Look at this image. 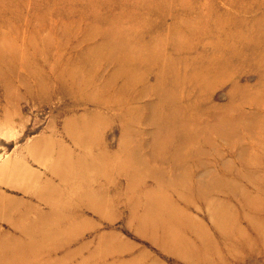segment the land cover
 <instances>
[{
    "label": "rangeland",
    "instance_id": "rangeland-1",
    "mask_svg": "<svg viewBox=\"0 0 264 264\" xmlns=\"http://www.w3.org/2000/svg\"><path fill=\"white\" fill-rule=\"evenodd\" d=\"M263 35L264 0H0V208L17 216L16 225L0 220V249L9 247L7 238L22 242L20 230L31 224L21 214L31 222L38 212L53 215L54 208L36 197L41 191L54 203L68 202L58 208L68 219L53 241L64 243L50 257L18 264H192L182 254L202 246L189 230L197 221L221 247L253 239L242 251L224 248L219 258L227 264H264V230L254 232L252 225L264 226V63L236 75L249 51L240 58L231 53L257 45ZM124 59H131L132 70L126 65L119 72ZM160 79L173 87L178 123L191 141L175 164L172 151L150 163L164 179L154 181L116 170L112 160L119 147L124 163L131 146L149 155L154 127L132 120L143 103L156 102L153 86ZM123 84L127 90L119 96ZM138 90L144 97L129 104ZM229 101L228 111L217 110ZM221 123L224 129L234 123L228 139L210 132ZM89 125L84 147L78 145L75 134ZM58 164L71 181L93 177L92 183L74 180L81 191L69 192L52 172ZM208 175L224 185L213 199L228 205L241 240H221L194 197L196 182ZM50 185L53 190H45ZM206 263L212 264H198Z\"/></svg>",
    "mask_w": 264,
    "mask_h": 264
},
{
    "label": "bare ground",
    "instance_id": "bare-ground-1",
    "mask_svg": "<svg viewBox=\"0 0 264 264\" xmlns=\"http://www.w3.org/2000/svg\"><path fill=\"white\" fill-rule=\"evenodd\" d=\"M252 28H253V26H252ZM245 46H246V49H241V50L231 49V53L237 55L238 58H240L244 55V50L249 51V55L248 56L246 55V57H245L246 59H242V65L235 67L234 73L236 75L239 71L254 68V67H257L258 65L264 63V35L259 39V42L257 45L247 43ZM255 49H258L257 54H255V52H254ZM111 57L112 56H109L108 60H111ZM119 62H120V67L118 68L119 72L121 70H123L122 67L125 68L126 65H128V68L130 70H132L131 59H124V60H120ZM228 70H229L228 66L225 65V71H228ZM263 75H264V73H263ZM217 76H219V75H217ZM229 78L233 81L234 84L236 83V80L234 79V77L230 76ZM71 82H72V80H71ZM172 89H173V87L170 86V83L167 79H165V81H163V82H161V79H160L158 81V83L154 84V86H153V90L157 94L156 102L154 103L152 101L150 103H146V102L143 103L139 107V109H137V111L140 110V111H138V115L140 113L139 117L135 120H132V122L137 121L138 124L141 123L145 126L151 125L154 127L152 129L153 132L151 131L149 133V137L151 139V141L149 142L150 147H151L149 155L146 158H144L143 156L139 155V153L135 147L131 146V147H129L130 151L128 152L129 156H130V162L124 163L123 161L119 160V157H118L123 150V147H119L118 151L115 153V156L113 157V160H112V163L113 164L115 163L114 166H115L116 170L118 168H121L124 171H127L129 174L141 173L139 176L144 177V176L148 175L154 181H158L160 178V175H159L160 169L150 167L151 166L150 163L158 161V159L166 158L167 153L170 151H172V153H174V155H172V157L169 158V159H171L170 163L175 164L176 160H178V159H180V157H182V153H180V151H182L181 149L183 148V146H185V148H187L189 146V142L191 140L185 134V132H184L185 130L182 128V125H179V123H178V116L176 113L177 111L175 110L176 108H175V103H174V99H173L174 98V92L171 94ZM126 90H127L126 84H123L122 86H120V88L116 89V91H117L116 93L119 95L120 93H124ZM75 92H76V90H75ZM78 92L79 91L77 90V93ZM142 94L143 93L140 92V90H138L135 97L132 98L133 100L132 101L129 100V104H133L134 100L135 101H141L142 98L144 97ZM233 96L234 95H232L231 98ZM229 103H230V101L225 105L217 106V110L218 111H224V112L228 111L232 106ZM168 104L172 105L174 110L166 109L165 106ZM103 105L113 108V105L111 103H109V106H108L105 102H103ZM197 108L200 109L199 105L197 106ZM130 109H131L130 107L127 108L128 113H127V119H126L125 124H128L130 121V116H131L130 114H132V111ZM141 111H143L142 114H141ZM90 115H91L90 117H91L92 123H93V119L94 120L96 119V117H95L96 115L92 114V113H90ZM120 120L123 123V118L121 117V115H120ZM235 123L237 125L240 124L239 121H235ZM233 124L234 123H229L230 127L228 129H224L222 127L223 123H221L217 126H213L214 128H211L210 132L216 134L217 135L216 137L223 138L225 136L228 139L233 133V129H234L232 127ZM77 129H78V127H77ZM89 129H90V125H89V127H87V129H85L83 131V133L81 135L75 134L74 138H75V141L77 142L78 145H82V144L86 143L85 141L87 139H86L85 134L89 133ZM87 138H88V136H87ZM87 156L90 157L89 155H87ZM80 158H81L80 156L77 158V162L80 161ZM135 161L137 163V167H133L131 164L132 162H135ZM162 162H167V161L163 160ZM75 163H76V161H75ZM77 165L79 166L80 164H77ZM61 166L62 165L58 164V165L54 166L52 168L53 171L52 170L51 171L60 177L61 183L65 184L64 186H66V188L69 192L75 193V192H77V190L81 191V183L76 182L74 180H79L82 183H88V184L92 183L91 179L93 177L90 178L88 176H87L88 181H87V179L86 180L76 179V177H74V180H73L72 176H71V178L73 181H71L70 180V173L67 170V168H65L66 166L65 167H63V166L61 167ZM79 167H81V166H79ZM177 174H178V177L182 176V173L178 167H177ZM172 175L176 176V171H174L172 173ZM98 176H96V177L98 178ZM161 177H164V176H161ZM95 178L93 180H95ZM161 179L164 180L163 178H160V180ZM93 182H95V181H93ZM216 183L217 182H216V180L213 179L212 175H208V180L206 182H203V183L196 182L197 186L195 187V196L194 197H197V201H200L201 203H203L205 205L207 212H208V218L214 223L213 229L215 232L218 233L221 240H224V241L233 240V239L241 240L242 238H239L236 235L238 229L235 227V224L233 222H231V220L229 218V212L227 209L228 205L224 202H216V200L213 199L212 194H214L218 190L223 189V187H224L223 184L216 185ZM137 184H139V183H137ZM133 185H136V182L133 183ZM228 186L230 187V185H228ZM46 188L47 189H45V190H47V191L53 190V187L51 185H50V187L47 186ZM129 188H130V181H128L124 185V190L128 192ZM55 192H57L56 189H55ZM262 194L264 196V190H262ZM192 195L193 194L188 195L190 201H191ZM155 196L156 195H154V194L152 196L151 195L148 196V200L146 201L145 206H143V207L147 206V208L143 209L142 216L140 217V223H143L147 219L148 213L150 211L149 206H153V204H154V201H150V199L154 198ZM182 196H183V198H186V197H184L185 195H182ZM36 197H38L39 199L44 201V203L46 205H50L51 208H54V211H53L54 216L52 215V212L51 213L49 212L46 214L38 212L36 219L32 220V222H31V220H29V217H27L25 214H21V216L23 218H25L27 221H29V224H31V225L30 226L27 225V227L21 228L20 235L23 238L21 240L22 241L21 243L10 242L11 239L7 238L8 243H9V247H7V249H11V250L13 249V251L9 252V254H8L7 249H5V248L0 249V264H18L19 261H21V260H27L28 261V260H32V259L34 260L35 258L41 259V258H44L45 256L51 255L52 251L56 247H58L64 243L63 242L64 240H60L59 242H56V243H53V241L55 238H59L62 236V230H59L58 226H61L59 224H62L63 222H65L68 219V216L60 214V212L58 211V208H60L61 210L62 209L65 210L68 202L67 201H61V202L58 201L57 203H54L53 201L49 200V197L47 194H43L41 191L37 194ZM83 197L89 198L87 196V193H83ZM194 197H192V198H194ZM186 199H188V198H186ZM91 205H93L95 207L96 211H98L99 213H100V211H102L99 206H96V204H91ZM214 208H218L215 213H214V211H215ZM55 211L57 212V214L55 213ZM8 212H9L8 209L2 210L0 208V220L7 221L11 225H16L17 224V219H16L17 216L16 217L9 216ZM221 214H226V215H223L222 217H220ZM239 214H240V212H239ZM238 220H239V218H238ZM251 222H252V220H251ZM230 223H232L234 225L233 228H227L228 225H230ZM236 225H238V224H236ZM252 225H253L254 232L264 230V226L255 225V224H252ZM51 227H53V228H51ZM54 227H57V228L54 229ZM203 228L204 227H202V225L199 221L196 222V228L195 229H193L192 227H189V230H191L195 234L197 242L202 245L200 247H196L194 251H193V249H191L189 247V249L182 254L183 256L190 259L192 264H194L195 259H196L195 264H198L201 260L215 264V260L212 259L213 255H215L216 258H218L216 264H227L225 260H223L222 258H219L221 256V252L223 251L224 248H227L228 253H232L234 250H235V252H238V251H242L243 248L245 249L246 245H251L253 243V239H251V240L243 239V242H238V243L234 244V246H227V247L223 246V247H221V246L217 245L219 241L216 240L214 238V236H212L210 234L208 229L205 230ZM58 244H60V245H58ZM82 249H83V246H81V250ZM3 255H10V256H4L3 257ZM90 255H92V256L96 255L97 257H99L101 255L100 249L99 248L97 249L95 255H94V251H92L90 253ZM69 257H70V254L68 253L66 258H69ZM25 263L28 264L29 262H25ZM25 263H22V264H25ZM81 264H83V263H81ZM206 264H208V263H206Z\"/></svg>",
    "mask_w": 264,
    "mask_h": 264
}]
</instances>
